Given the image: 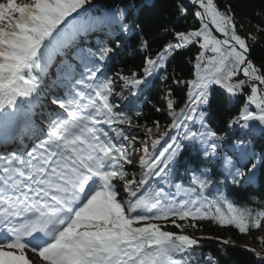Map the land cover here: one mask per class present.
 Returning a JSON list of instances; mask_svg holds the SVG:
<instances>
[{
  "label": "snow or ice",
  "instance_id": "snow-or-ice-1",
  "mask_svg": "<svg viewBox=\"0 0 264 264\" xmlns=\"http://www.w3.org/2000/svg\"><path fill=\"white\" fill-rule=\"evenodd\" d=\"M151 7L0 0V264H221L235 241L188 228L264 230V206L229 198L264 194V3L238 18L228 0H173L174 19L158 25ZM185 51L191 68L169 75ZM125 54L139 66L108 70ZM157 75L175 85L155 106L170 122L148 127L134 117ZM189 148L200 163L185 186L175 171ZM259 244L247 251L264 264Z\"/></svg>",
  "mask_w": 264,
  "mask_h": 264
},
{
  "label": "trees",
  "instance_id": "trees-1",
  "mask_svg": "<svg viewBox=\"0 0 264 264\" xmlns=\"http://www.w3.org/2000/svg\"><path fill=\"white\" fill-rule=\"evenodd\" d=\"M104 2V0H93V4H98ZM139 2V0H138ZM224 0H222V3ZM230 2L236 13L237 17L242 16H251L255 12H258L260 7L262 6V3H264V0H228ZM151 3L154 4V7H151L147 9V14L145 15V20L149 22H153L155 24H161L166 21H169L171 19H174V17L170 16V13L174 11L172 4L173 0H151ZM195 26L194 18L189 17L187 20H181L179 25H177L178 29L183 28H189ZM245 28H247V25H245ZM153 36L160 42H166L171 37L169 36H161L157 34V32H153ZM158 45L154 44L153 49H156ZM192 55L190 52H178L173 59H171L169 66H168V74L172 75L173 67L176 69V75L178 76H185V74L188 72V69L191 68V65L187 63V58ZM257 55H260V52H257ZM141 62V57L134 56L131 54H125L123 57L117 58L116 60L112 61L109 65L108 70H120L123 69L125 72L128 71V69L135 68L139 66ZM186 78V77H185ZM169 87H175V85L172 84V81L169 80L165 82L164 80L160 79V76L157 75V77L153 81L152 88L144 94V96L139 97V103L141 104V109L143 112V115L139 118L134 117L135 119H138L139 123L146 125L148 127L153 126V121L158 120L162 127L167 125L170 121L163 113H158L155 111V106H160L163 104V100L161 97V93L165 92ZM182 94L177 92L174 93L173 99H178ZM134 99V98H129ZM122 104L127 103V101H122ZM180 107H183V102L181 101ZM217 114L214 116L212 121V127L217 130L219 133L223 134V132L226 129L225 119L227 116V112L223 110L222 107L218 108ZM138 135H143V133L139 130H137ZM231 135V133H229ZM255 139L260 142L262 137L257 134ZM196 157L195 151H193L192 148H189L187 152L183 154L181 157L180 164L177 165L176 171H175V182L181 183V184H187V181L190 179V173L186 172L185 169L189 166H191L193 169L198 170V166L200 161L196 160L194 163V158ZM255 187H259L256 185ZM174 191V189H173ZM234 204L237 207H250V208H259L264 205H262V201H264V194L261 192H253L251 194H239L235 196L229 197ZM200 223V229H191L192 231H196L200 235H210L213 237H221L223 239H230L235 241V246H231L227 250V255L220 257L221 264H255V256L253 253H250L247 251V248H243L240 244L242 242V238L246 234H240L237 230H234L232 228H220L219 226L210 223L208 221H202ZM169 230L179 232V229L171 228ZM252 230H250L251 232ZM264 236V232L263 235ZM260 238V237H259ZM259 238L253 241L252 239V248H256L257 250H260L261 245L259 244ZM204 244V250L206 252H213V254L218 255L219 254V248L220 245L216 241H209L205 240L203 241Z\"/></svg>",
  "mask_w": 264,
  "mask_h": 264
},
{
  "label": "rangeland",
  "instance_id": "rangeland-1",
  "mask_svg": "<svg viewBox=\"0 0 264 264\" xmlns=\"http://www.w3.org/2000/svg\"><path fill=\"white\" fill-rule=\"evenodd\" d=\"M137 143H139V141ZM185 186H186V184H185ZM186 231H187L188 234L195 235L197 237H201V236L207 237V236H210V235H200L196 231L194 232V231H192L190 229H187ZM263 232H264V230H258V231L252 230L249 234H246V235L243 236L242 242H241L240 245L243 248H252L253 247V245H252V239H253V241H255L256 239H258L259 237H261L263 235Z\"/></svg>",
  "mask_w": 264,
  "mask_h": 264
},
{
  "label": "bare ground",
  "instance_id": "bare-ground-1",
  "mask_svg": "<svg viewBox=\"0 0 264 264\" xmlns=\"http://www.w3.org/2000/svg\"><path fill=\"white\" fill-rule=\"evenodd\" d=\"M259 229H257L256 231H258Z\"/></svg>",
  "mask_w": 264,
  "mask_h": 264
}]
</instances>
